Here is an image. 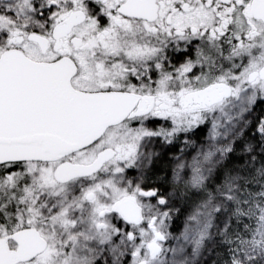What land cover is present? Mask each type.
Listing matches in <instances>:
<instances>
[{
	"label": "snow or ice",
	"instance_id": "snow-or-ice-1",
	"mask_svg": "<svg viewBox=\"0 0 264 264\" xmlns=\"http://www.w3.org/2000/svg\"><path fill=\"white\" fill-rule=\"evenodd\" d=\"M0 264H264V0H0Z\"/></svg>",
	"mask_w": 264,
	"mask_h": 264
}]
</instances>
